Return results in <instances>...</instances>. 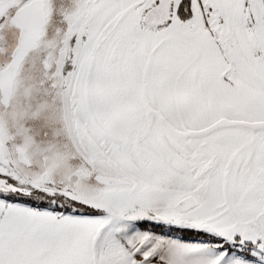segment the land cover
<instances>
[{
	"label": "snow or ice",
	"instance_id": "obj_1",
	"mask_svg": "<svg viewBox=\"0 0 264 264\" xmlns=\"http://www.w3.org/2000/svg\"><path fill=\"white\" fill-rule=\"evenodd\" d=\"M0 264H264V0H0Z\"/></svg>",
	"mask_w": 264,
	"mask_h": 264
}]
</instances>
